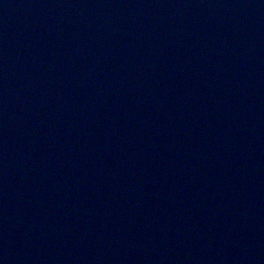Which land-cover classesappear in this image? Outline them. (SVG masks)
<instances>
[{
	"label": "water",
	"instance_id": "95a60500",
	"mask_svg": "<svg viewBox=\"0 0 264 264\" xmlns=\"http://www.w3.org/2000/svg\"><path fill=\"white\" fill-rule=\"evenodd\" d=\"M0 264H264V0H0Z\"/></svg>",
	"mask_w": 264,
	"mask_h": 264
}]
</instances>
